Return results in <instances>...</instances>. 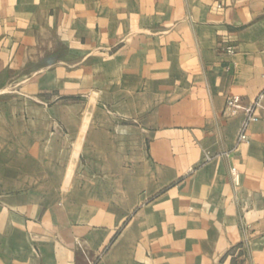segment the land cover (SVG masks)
I'll return each instance as SVG.
<instances>
[{
	"label": "crops",
	"instance_id": "obj_1",
	"mask_svg": "<svg viewBox=\"0 0 264 264\" xmlns=\"http://www.w3.org/2000/svg\"><path fill=\"white\" fill-rule=\"evenodd\" d=\"M6 90L0 264H264V0H0Z\"/></svg>",
	"mask_w": 264,
	"mask_h": 264
},
{
	"label": "rangeland",
	"instance_id": "obj_2",
	"mask_svg": "<svg viewBox=\"0 0 264 264\" xmlns=\"http://www.w3.org/2000/svg\"><path fill=\"white\" fill-rule=\"evenodd\" d=\"M1 104H0V114L3 116L5 113H8L9 110H12V112L16 111V117L22 118V120H17L16 124H9L4 123L1 124V129L2 130H20L22 127L24 126H31L30 120H33V124H36L35 121H37L39 119L40 116V106H33V107H14V106H9L10 103L14 102L15 100L18 102V99L20 97H24L20 94V92L16 93L14 90L13 91H9L6 90L5 92H3L1 94ZM38 98L40 99V96H38ZM33 115V119L30 118V116ZM37 116V118H35ZM23 120H25V124L23 122ZM27 120V121H26ZM3 141V140H2ZM17 141L19 142L20 139H17Z\"/></svg>",
	"mask_w": 264,
	"mask_h": 264
},
{
	"label": "built area",
	"instance_id": "obj_3",
	"mask_svg": "<svg viewBox=\"0 0 264 264\" xmlns=\"http://www.w3.org/2000/svg\"><path fill=\"white\" fill-rule=\"evenodd\" d=\"M227 50L228 52H232V49L230 47H227ZM258 104L259 98L247 106L241 105V99L239 98V96H231L226 99V107L228 110H230L231 112H236L237 110L244 111V117L240 124L237 135V142H246L248 140V127L250 123L253 122L256 118V108L258 107Z\"/></svg>",
	"mask_w": 264,
	"mask_h": 264
}]
</instances>
